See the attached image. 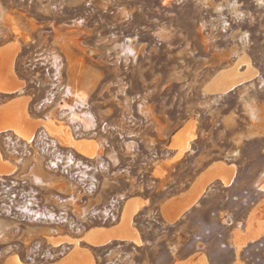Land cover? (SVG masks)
I'll return each mask as SVG.
<instances>
[{
	"label": "rangeland",
	"instance_id": "rangeland-1",
	"mask_svg": "<svg viewBox=\"0 0 264 264\" xmlns=\"http://www.w3.org/2000/svg\"><path fill=\"white\" fill-rule=\"evenodd\" d=\"M14 42L0 105L41 125L0 132V264L57 263L73 244L49 238L115 226L135 197L140 243L82 240L95 264H264V0H0ZM243 59L248 79L205 90ZM216 162L229 181L187 194Z\"/></svg>",
	"mask_w": 264,
	"mask_h": 264
},
{
	"label": "bare ground",
	"instance_id": "bare-ground-1",
	"mask_svg": "<svg viewBox=\"0 0 264 264\" xmlns=\"http://www.w3.org/2000/svg\"><path fill=\"white\" fill-rule=\"evenodd\" d=\"M17 50V43H11L6 46H0V91L10 93L15 90L17 87V79L14 72V57ZM247 62L249 65L248 60H240L237 65L234 67L220 71L210 83L213 84L210 89L206 87V91L211 93H224L232 89L234 86L238 85L242 81L249 78L250 75L247 73H240L238 71V65L240 62ZM218 80V81H217ZM220 80V81H219ZM31 123V124H30ZM41 121H31V118L28 114L26 109V101L20 103L18 106L12 107V104H5L0 105V132L6 130H13L16 134L22 136L23 138L29 140L32 137L33 132L27 130L29 127L27 124L30 125V128L37 127ZM46 126L57 129V125L54 121H49L45 123ZM26 128V129H25ZM61 129V127H59ZM66 130V136L69 138V143L75 146L78 149L86 151L88 148L95 147V142L86 140V139H79L75 140L71 137L70 133ZM176 136V135H175ZM173 138H176V137ZM175 142L171 143V146H175ZM181 150L188 148V143L182 142L180 144ZM92 153V152H86ZM182 153V152H181ZM180 153V154H181ZM13 169V166L8 161H4L3 157L0 153V174L8 173ZM227 170V168L221 162H216L211 165L203 174L199 176L196 180L195 184L193 185L192 189L187 193L191 194V192L197 187L198 185L204 186L209 181L220 177L225 183L229 181L224 177L220 176L219 171ZM184 194L183 196L187 195ZM200 195L199 193L197 196H194L186 203L183 202L177 211L176 215L172 216V219L176 218L185 208H189L191 203L195 201ZM180 198V197H179ZM177 200L180 199H172L169 201L168 205L175 204ZM141 201L138 197L132 198L127 201L121 216V221L112 227L105 228V227H97L91 229L87 232L81 239H75L71 237H63V238H49V241L54 244L58 245L62 242H67L73 244V249L61 260L54 264H95V260L93 255L91 254L88 248L82 247L80 242L83 240L90 245L99 246L102 244L109 243L113 240H128L134 241L136 243H140L141 239L138 235L137 230L132 225V216L133 214L140 208ZM204 261V260H203ZM7 264H25L23 263L18 256H14L8 260ZM203 264H206L205 261ZM239 264V263H238Z\"/></svg>",
	"mask_w": 264,
	"mask_h": 264
}]
</instances>
